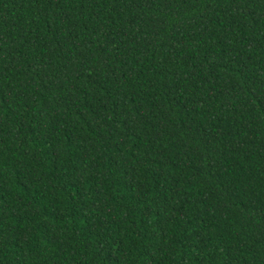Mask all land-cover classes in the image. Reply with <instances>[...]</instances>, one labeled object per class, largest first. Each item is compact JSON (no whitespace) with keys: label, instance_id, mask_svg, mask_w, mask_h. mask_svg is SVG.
<instances>
[{"label":"trees","instance_id":"1","mask_svg":"<svg viewBox=\"0 0 264 264\" xmlns=\"http://www.w3.org/2000/svg\"><path fill=\"white\" fill-rule=\"evenodd\" d=\"M0 264H264V0H0Z\"/></svg>","mask_w":264,"mask_h":264}]
</instances>
